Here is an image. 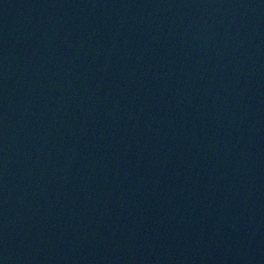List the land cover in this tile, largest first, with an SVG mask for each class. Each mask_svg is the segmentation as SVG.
Returning <instances> with one entry per match:
<instances>
[{
	"label": "water",
	"instance_id": "95a60500",
	"mask_svg": "<svg viewBox=\"0 0 264 264\" xmlns=\"http://www.w3.org/2000/svg\"><path fill=\"white\" fill-rule=\"evenodd\" d=\"M0 264H264V0H0Z\"/></svg>",
	"mask_w": 264,
	"mask_h": 264
}]
</instances>
